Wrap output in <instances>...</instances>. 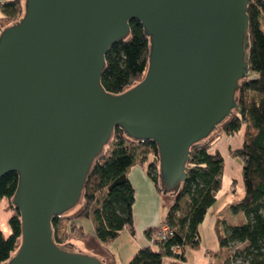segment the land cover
<instances>
[{"label":"water","instance_id":"water-1","mask_svg":"<svg viewBox=\"0 0 264 264\" xmlns=\"http://www.w3.org/2000/svg\"><path fill=\"white\" fill-rule=\"evenodd\" d=\"M248 0H23L0 28V175L18 173L11 202L21 235L1 264H111L93 234L53 239V215L73 216L116 125L157 144L161 196L173 201L190 146L238 106L249 73ZM138 19L148 35L143 77L113 93L105 53ZM118 175L108 189L122 182Z\"/></svg>","mask_w":264,"mask_h":264},{"label":"trees","instance_id":"trees-1","mask_svg":"<svg viewBox=\"0 0 264 264\" xmlns=\"http://www.w3.org/2000/svg\"><path fill=\"white\" fill-rule=\"evenodd\" d=\"M23 12L20 0L0 2V17L16 20ZM248 65L249 73L239 82L236 91L238 106L219 122L217 130L232 134L242 132L241 144L231 148L233 156L241 160L243 194L230 204L234 213L241 211L245 220L239 224H226L225 231L214 220L218 248L208 251L205 264H264V0H248ZM148 35L143 33L142 23L129 20V34L114 41L105 53V66L100 75L101 85L113 93L124 90L126 85L139 81L147 68L149 52ZM123 128L116 125L106 148L95 158L83 185V207L74 217L91 215L94 235L105 243L117 236L126 226L133 231V203L135 191L126 177L108 189L109 184L134 162L136 155L144 163L148 156L147 174L158 189L159 160L157 144L152 139L137 142L123 136ZM211 135L203 142L190 146L186 161V177L170 202L159 226L145 229L152 243L137 248L125 264H196L187 257V248L198 249L202 245L200 223L207 208L215 201L221 187L225 160L221 152L211 149ZM139 147H144L141 154ZM18 180L16 170L0 175V198H11ZM101 199L99 200L100 196ZM94 202H97L94 205ZM10 230L4 233L0 227V264L7 260L17 247L21 235L20 213L9 204ZM72 216L55 214L51 219L53 239L63 243L71 228L84 236L83 229L73 222ZM167 227L165 237L154 230ZM243 243L242 248L230 249L232 243ZM176 248V249H174Z\"/></svg>","mask_w":264,"mask_h":264},{"label":"rangeland","instance_id":"rangeland-1","mask_svg":"<svg viewBox=\"0 0 264 264\" xmlns=\"http://www.w3.org/2000/svg\"><path fill=\"white\" fill-rule=\"evenodd\" d=\"M20 2L22 3L23 0H20ZM10 22V19L0 17V28L9 24ZM262 28L264 30V17L262 21ZM211 139L214 140L211 149L213 150L217 148L221 152L225 160V168L223 171L221 187L216 193V199L207 208L203 220L201 221L199 226L202 245L198 249L187 248L188 260H190L191 262H195L196 264H201L205 260L206 255L204 252L208 253V250L205 251V247H210L211 249H213L214 247L218 246V240L216 237V232L214 230L215 219H219L218 227L221 232L225 231L226 224H239L245 220V216L241 211H239L238 213H234L230 207V204L235 202L243 194L241 181V160L239 157L233 156L230 152L231 148L233 149L237 147V145L239 146L241 144L242 132L239 131L228 134L224 133V131L216 130L211 134ZM138 150L142 154L144 147H139ZM136 156V159L139 160L140 155L137 154ZM151 157L152 154H150L147 160L143 163L146 169L147 162L151 159ZM99 196L100 200L102 195ZM159 196L160 199L158 200V210H160L161 221L171 201L169 202L167 198H163L161 196V192L159 193ZM139 201L140 200L137 199L138 204L140 203ZM96 203L97 202H94V205ZM9 204H11V202L8 198H0V227L4 233H8L10 230L8 217L11 213V210L9 209ZM153 205L156 206L157 203L155 202L153 203ZM73 221L82 225L86 235L93 234L94 222L92 216L74 217ZM160 221L158 222L157 226H159ZM158 231L159 229H156L154 230V233L158 235ZM71 232L72 237L78 235L77 229L73 230V228H71ZM130 235L131 234L127 230H122L118 233L117 236L104 243L105 250L117 253V255L113 257L115 258L114 260L116 261V264H125L129 260L128 253L130 252V250H132L131 248H134L136 243V241L132 240L133 238ZM19 241L20 239L18 238L17 244L19 243ZM243 246V243L236 242L231 244L230 249H239ZM233 264H238V262L234 261Z\"/></svg>","mask_w":264,"mask_h":264},{"label":"crops","instance_id":"crops-1","mask_svg":"<svg viewBox=\"0 0 264 264\" xmlns=\"http://www.w3.org/2000/svg\"><path fill=\"white\" fill-rule=\"evenodd\" d=\"M2 1L4 0H0V2ZM224 168H225V165H224ZM146 170L147 169L144 167V164L141 162V160L136 159L134 160L133 163H131L127 167L126 172H125L126 177L132 183L134 187V191H135V200H134L133 207H132L133 208V231H131L126 226L122 229V230H127L131 234L130 236H132L133 238L132 240L136 241L134 248H131L132 250H130V252L128 253L129 258L131 257L130 255H132L133 252L137 250L138 247L152 243V239H150L146 235L145 229H147L148 227H156L161 218L160 210H158V203H159L158 200L160 199V196H159L160 192L158 191L153 181L148 176ZM137 199L140 200L139 204L137 203ZM155 202L157 203L156 206L153 205V203ZM72 217H74V215ZM73 222L83 229L81 224H78L75 221ZM93 228H94V223H93ZM93 235H94V232H93ZM85 236L87 235L84 232V236L73 237V238H83ZM99 244L101 247L104 248L105 246L104 243L99 241ZM217 248L218 246L214 247L213 249H211L210 247H205V251L206 250L208 251L216 250ZM108 252L112 258L111 264H116V261L114 260L115 258L113 257L116 256L117 253L116 252L113 253L110 251ZM204 253L206 255V258L201 264H205L208 258V253L206 252Z\"/></svg>","mask_w":264,"mask_h":264},{"label":"built area","instance_id":"built-area-1","mask_svg":"<svg viewBox=\"0 0 264 264\" xmlns=\"http://www.w3.org/2000/svg\"><path fill=\"white\" fill-rule=\"evenodd\" d=\"M164 227H165V226H163V228H164ZM166 229H167V227L164 228V231H163V230H159V231H158V235H157V234H156V235H157V236H160V237H165V235H166V232H165V231H167ZM174 249H176V248H174Z\"/></svg>","mask_w":264,"mask_h":264}]
</instances>
